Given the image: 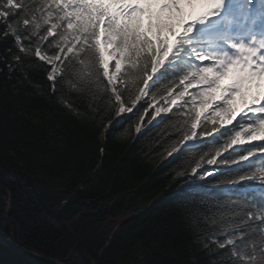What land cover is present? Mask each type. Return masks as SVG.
Returning a JSON list of instances; mask_svg holds the SVG:
<instances>
[{
  "label": "trees",
  "instance_id": "trees-1",
  "mask_svg": "<svg viewBox=\"0 0 264 264\" xmlns=\"http://www.w3.org/2000/svg\"><path fill=\"white\" fill-rule=\"evenodd\" d=\"M101 47L112 45L105 46L101 37ZM16 51L10 38L0 39V231L21 247L65 264H222L229 250L214 241L226 238L222 228L235 231L231 225L243 216L231 213L264 205L256 192H248L251 200L230 197L217 185L218 179L234 178L236 166L189 183L185 178L195 175L192 158L199 160L215 145L169 156L160 140L165 124L156 125L159 117L142 112L138 133L131 114L111 109L94 119L83 100L77 116L47 94L43 71L27 65L10 71ZM104 55L114 71L108 51ZM125 66L122 62L121 71ZM230 71L221 85L229 84ZM246 85L251 89L245 82L242 93ZM224 95L217 88L205 97L197 131L205 123L211 130L213 118L218 128L226 126L221 121L228 114L216 108ZM228 101L222 107H229ZM202 167L212 171L215 166L205 162ZM259 167L264 163L256 160L252 170ZM249 226L258 230L260 219L239 231ZM257 235L251 232L249 238ZM0 264L41 263L0 243Z\"/></svg>",
  "mask_w": 264,
  "mask_h": 264
},
{
  "label": "snow or ice",
  "instance_id": "snow-or-ice-1",
  "mask_svg": "<svg viewBox=\"0 0 264 264\" xmlns=\"http://www.w3.org/2000/svg\"><path fill=\"white\" fill-rule=\"evenodd\" d=\"M185 4L199 10L194 7L185 13ZM0 24V39L10 38L17 50L8 64L10 71L22 65L43 71L47 94L56 96L73 114L80 115L82 100L94 119L115 109L136 118L130 122L138 133L142 112L159 117L156 125L165 124L160 140L169 156H183L192 147L216 146L199 160L192 158L195 175L185 178L189 183H195L197 176L201 181L218 177L235 165L234 178L217 180L225 195L251 200L252 191L264 199V167L252 170L256 160L264 163V96L254 95L235 123L234 110L222 107L245 82L264 80V0H0ZM101 37L111 49L101 47ZM122 62H126L124 71ZM231 67L236 74L229 84L221 85V77ZM217 88L226 93L216 104L228 114L221 124L231 126L218 128L213 118L211 130L205 123L197 131L198 109ZM245 140L256 143L233 147ZM205 162L215 166L212 171L202 167ZM241 184L244 187L237 190ZM246 207L231 213L233 217L243 213L239 223L231 225L235 231L222 228L226 238L214 241L229 250L222 264H264V205L258 210L256 205L253 210ZM257 218L258 230L249 226L239 231ZM251 232L258 233L256 238H249Z\"/></svg>",
  "mask_w": 264,
  "mask_h": 264
},
{
  "label": "rangeland",
  "instance_id": "rangeland-1",
  "mask_svg": "<svg viewBox=\"0 0 264 264\" xmlns=\"http://www.w3.org/2000/svg\"><path fill=\"white\" fill-rule=\"evenodd\" d=\"M185 8V13L191 12L193 10V6H189L187 4L183 5ZM198 11V10H197ZM230 82V80H229ZM251 89H248V86L244 88L246 92L242 93V91H237L231 99L228 101V106H230L234 112H233V123H235V120L239 117L240 113L243 112L248 105L251 104L252 98L251 96L256 95L259 93L261 96H264V80L256 81L255 84L251 83ZM250 91V92H247ZM221 100V99H219ZM228 125V124H224ZM231 126V125H229ZM227 126V127H229ZM245 140V144H246ZM255 142V141H252Z\"/></svg>",
  "mask_w": 264,
  "mask_h": 264
},
{
  "label": "water",
  "instance_id": "water-1",
  "mask_svg": "<svg viewBox=\"0 0 264 264\" xmlns=\"http://www.w3.org/2000/svg\"><path fill=\"white\" fill-rule=\"evenodd\" d=\"M0 243H2L5 247L15 251L16 253L26 255L30 259L41 264H65L63 262H59L51 258H45L40 254H37L35 252H32L28 249L21 247L20 245L16 244L14 241L10 240L1 231H0Z\"/></svg>",
  "mask_w": 264,
  "mask_h": 264
},
{
  "label": "bare ground",
  "instance_id": "bare-ground-1",
  "mask_svg": "<svg viewBox=\"0 0 264 264\" xmlns=\"http://www.w3.org/2000/svg\"><path fill=\"white\" fill-rule=\"evenodd\" d=\"M194 7L196 8V10H199L198 7H196V6L193 5V8H194Z\"/></svg>",
  "mask_w": 264,
  "mask_h": 264
}]
</instances>
